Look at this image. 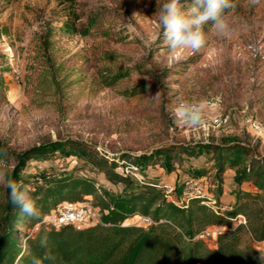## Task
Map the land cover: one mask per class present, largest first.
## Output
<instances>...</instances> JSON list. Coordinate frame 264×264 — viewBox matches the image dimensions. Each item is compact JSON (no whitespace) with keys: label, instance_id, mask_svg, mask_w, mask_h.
Here are the masks:
<instances>
[{"label":"rangeland","instance_id":"1","mask_svg":"<svg viewBox=\"0 0 264 264\" xmlns=\"http://www.w3.org/2000/svg\"><path fill=\"white\" fill-rule=\"evenodd\" d=\"M232 2L235 7L226 15L229 31L218 34L205 25V46L195 54L185 50L179 61L169 64V49L155 16L157 0H0V147L9 153L11 172L18 165L12 152L66 140L109 157L149 154L171 144L233 141L264 158V0L256 5L250 0ZM92 18L98 23L87 29ZM66 22L88 33H67ZM138 85L144 91L129 97ZM202 98L211 105L201 128L174 122L172 110L180 100ZM246 115L262 126V133L244 125ZM219 116H228V124L212 127L211 119ZM70 154L58 151L45 159L31 158L19 180L33 187L40 176L74 173L114 196L134 192L137 178L111 181L110 174L120 169H99L78 153ZM207 158L206 153L199 160L184 156L171 173L159 165L135 173L162 190L164 185L176 189L185 174L204 166ZM157 171L163 179L155 180ZM209 172L199 180L215 197L214 169ZM233 175H224L218 201L227 209L238 188ZM5 187L0 183V204ZM242 188L256 192L252 185ZM256 208L264 210V195ZM244 220L238 217L233 224ZM224 230L212 228L205 236L213 239ZM243 242H251L250 237L243 234ZM253 245L264 252V242Z\"/></svg>","mask_w":264,"mask_h":264},{"label":"trees","instance_id":"2","mask_svg":"<svg viewBox=\"0 0 264 264\" xmlns=\"http://www.w3.org/2000/svg\"><path fill=\"white\" fill-rule=\"evenodd\" d=\"M97 23L98 19L92 18L87 29ZM63 29L67 33L73 30L84 35L88 33V30H80L67 22ZM121 78L122 74L111 78L110 84ZM143 87L138 85L127 95L132 97L142 93ZM80 145L66 140L33 147L22 153L12 152L18 165L11 173L19 180V173L31 158L45 159L49 153L58 151H68L72 153L70 155L76 152L83 159L94 162L99 169L116 170L122 165L139 170L159 165L169 173L174 171L173 164L181 162L184 156L199 160L206 153L205 165L188 170L184 179L209 177V169H214L212 183L218 187L214 198L219 204L224 175L232 171L238 187L232 191L233 204L230 209L216 214L201 204L199 198L190 200L186 208L177 207L168 201L161 188L141 180L137 181L131 194L114 196L101 190L93 180L74 173L40 176V182L31 187L41 208L42 218L39 220L21 215L11 204L7 187L1 195L0 264H30L33 255L39 256L43 252L39 238L44 233L49 235L50 247L57 257L56 264H261L260 251L253 243L264 242V210L256 208L258 199L264 195V158L257 157L248 146L233 141H202L171 144L133 157L121 154L109 157L105 152L97 154L93 148ZM8 155L0 147V160L7 163L10 160ZM206 165L211 167L205 168ZM132 178L120 172L109 176L114 182L123 179L131 182ZM183 184L177 185L173 194L175 198L181 196ZM243 185H252L256 192L243 190ZM89 198L100 213V221L96 224L82 228L71 225L55 227L44 220L63 202L76 203ZM138 215L150 217L152 223L147 226L131 223ZM239 216L245 218V224L234 225ZM216 227L225 230L218 232L213 239L205 236L206 231ZM243 234L250 237L252 244L243 242Z\"/></svg>","mask_w":264,"mask_h":264},{"label":"clouds","instance_id":"3","mask_svg":"<svg viewBox=\"0 0 264 264\" xmlns=\"http://www.w3.org/2000/svg\"><path fill=\"white\" fill-rule=\"evenodd\" d=\"M158 3V0H157ZM256 5L260 0H250ZM235 7L232 0H191L185 5L182 0H164L158 3L155 16L157 26L162 30L164 43L169 49V64L179 61L185 50L193 54L203 48L207 42L205 25L218 34L230 30V22L226 12ZM159 92L156 94L158 95ZM208 102L206 99L180 100L172 110V119L179 125L198 130L205 124ZM0 183H3L9 194L10 202L17 207L21 215L39 220L42 218L41 208L33 194L31 185L17 180L6 162L0 160ZM43 252L33 255L30 264H56L57 257L49 244V235L44 233L39 238ZM259 260L264 264V252H260Z\"/></svg>","mask_w":264,"mask_h":264},{"label":"built area","instance_id":"4","mask_svg":"<svg viewBox=\"0 0 264 264\" xmlns=\"http://www.w3.org/2000/svg\"><path fill=\"white\" fill-rule=\"evenodd\" d=\"M208 105H211L210 102ZM229 122L228 116H219L211 119L212 127L218 128L225 126ZM243 123L253 132L260 134L263 131L262 126L253 119L251 115H246L243 118ZM125 166L119 167L120 173L125 175H130L134 178H137V181H140L139 177L135 173L136 169L132 167ZM130 168V169H129ZM163 192L168 198V201L180 208H186L189 201L193 198H199L201 204L210 208L214 213L227 210L226 207L217 204L215 198L204 191L201 180L199 179H187L184 181L181 196L175 198L173 196L175 188L169 185L163 186ZM241 217V216H239ZM49 224H52L55 227L71 225L75 228H82L89 225L96 224L100 221V213L98 209L93 205L90 200H84L82 202H63L58 205L54 210H52L44 219ZM151 219L148 216H140L139 220L135 223L142 226L150 225ZM240 224H245L244 221H240Z\"/></svg>","mask_w":264,"mask_h":264},{"label":"crops","instance_id":"5","mask_svg":"<svg viewBox=\"0 0 264 264\" xmlns=\"http://www.w3.org/2000/svg\"><path fill=\"white\" fill-rule=\"evenodd\" d=\"M160 170H163V169H160ZM153 177H155V180H161V179H163V176L162 175L160 176V171H157L156 172V175L153 174ZM201 178L205 179V177H201ZM201 178H199V179H201Z\"/></svg>","mask_w":264,"mask_h":264}]
</instances>
